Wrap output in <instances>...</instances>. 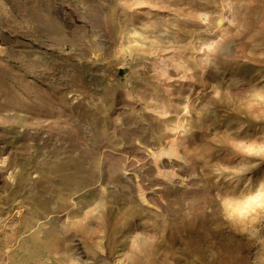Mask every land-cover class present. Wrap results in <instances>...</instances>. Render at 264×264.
<instances>
[{
    "label": "rangeland",
    "instance_id": "1",
    "mask_svg": "<svg viewBox=\"0 0 264 264\" xmlns=\"http://www.w3.org/2000/svg\"><path fill=\"white\" fill-rule=\"evenodd\" d=\"M0 264H264V0H0Z\"/></svg>",
    "mask_w": 264,
    "mask_h": 264
}]
</instances>
